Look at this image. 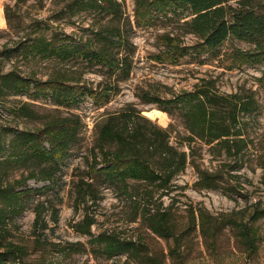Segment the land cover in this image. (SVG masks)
Here are the masks:
<instances>
[{
  "label": "trees",
  "instance_id": "1",
  "mask_svg": "<svg viewBox=\"0 0 264 264\" xmlns=\"http://www.w3.org/2000/svg\"><path fill=\"white\" fill-rule=\"evenodd\" d=\"M14 1L15 6L26 2ZM73 6L78 12H99L109 17L112 25L99 29L93 43L89 40L77 42L69 35L55 34L48 21H34L31 32L18 41L12 40L13 47L6 46L0 54L12 62L8 71H0L2 100L3 97L25 96L33 100H49L54 106L71 109L77 107L84 97L103 107L118 94V82L125 81L132 71L135 47L130 42V33L133 26L124 17L122 5L117 0H75ZM133 13L134 28L160 24L165 28L164 33L156 38L160 45L158 52L150 56L154 62L171 66H178L185 59L198 66L215 62L218 68L227 72L245 66H262L257 85L264 92V0H134ZM4 18L9 40L18 37L16 26H13L12 8L8 5L4 7ZM188 35L196 40L192 46L185 43ZM229 42L231 44L223 51L224 44ZM233 42L244 47H237ZM19 59L28 63H78L89 71L93 68L104 71L116 82L87 88L82 72L76 79L71 78L74 82L51 76L39 81L23 74L17 63ZM138 98L144 104L156 105L170 118H178L182 131L173 138V124L167 128L159 127L132 105L107 114L87 157L88 170L94 177L78 182L77 202H82L86 209L97 205L100 198L95 178H102L126 194L131 192L128 181H134L143 187L148 199H153V190H168L173 179L187 167L194 170L198 189H216L217 172L205 168L200 162L203 154L213 155L216 151L225 156L226 165H232L234 172L260 170L263 173L258 187L260 195L250 206L248 216L246 209L212 214L204 207L190 206L186 210L189 223L199 230L211 249L216 247L218 236L231 227L237 231L244 247L253 253L257 230L248 221L264 217V131L258 140L259 150L251 131L258 117L263 116L262 102L244 86L230 94L221 92L213 77L200 78L191 91L173 94L167 100L148 92H142ZM81 129L79 116L70 114L53 119L38 131L23 132L13 140L11 159L31 162L33 167L20 180L2 182L0 179V264H5L7 257L1 244L6 227L9 221L25 211L23 197L31 192L19 189L26 188L28 180L53 184L61 163L73 152ZM227 177L234 178L230 174ZM245 202L249 199L245 198ZM40 207L43 209V204ZM34 215V225L45 226L42 210H36ZM136 221L134 218L131 222ZM177 221L173 207L162 208L160 204L158 209L142 214L141 226L159 238L172 239L174 249L180 251L182 236L177 234ZM95 223V218L86 213L78 232L92 237L91 228ZM94 241L104 245L103 250L109 257L126 254L129 258L139 251V243L133 238L121 240L103 234Z\"/></svg>",
  "mask_w": 264,
  "mask_h": 264
},
{
  "label": "rangeland",
  "instance_id": "2",
  "mask_svg": "<svg viewBox=\"0 0 264 264\" xmlns=\"http://www.w3.org/2000/svg\"><path fill=\"white\" fill-rule=\"evenodd\" d=\"M122 5L124 17L129 20L133 30L130 33V42L135 47L132 55V71L130 76L118 82L119 92L111 97L109 102L99 107L88 97L71 109L54 106L49 100H33L25 96L0 98V179L2 182L20 180L26 177L32 169L31 162L21 163L11 159L13 140L23 132H35L53 119L74 114L82 122L78 141L70 156L61 163L53 184L28 180L26 188L31 190L25 193L23 204L25 211L13 221H9L6 233L2 239L3 251L6 254L5 264H264V217L258 221H248L257 230L255 251H248L237 231L231 227L217 238L216 247L211 249L205 243L198 229L189 223L186 214L188 207H204L212 214L230 213L246 209L247 216L251 212L250 206L255 204L259 197L258 187L261 184L263 173L257 170L254 173L246 169L234 172L232 165H226V158L216 151L213 155L203 154V166L217 172V186L213 190H200L196 187L198 178L194 170L187 167L177 175L168 190H153V199H148L143 187L129 180L131 192L126 194L115 185L97 180V205H90L88 209L77 202V184L82 179L94 177L89 172L87 157L93 149L98 131L107 114L115 113L127 105H132L141 115L159 127L167 128L173 124V138L181 132L178 118H170L167 114L164 123L146 116L149 111H159L156 105L144 104L138 96L148 92L154 97L167 100L182 91H191L200 78L213 77L218 89L230 94L241 87L251 89L255 98L264 105V92L258 88L257 79L260 77L262 66H245L232 72H227L215 62L209 65L198 66L189 63L187 59L178 66L156 63L150 59L152 54L159 50L156 38L163 34L165 28L155 25L148 28L135 27L134 0H117ZM75 0H26L22 5L15 6L14 0H0V12L4 24L0 25V54L7 46L13 47V41L31 32L34 21H48L50 29L55 34L69 35L75 41L89 40L96 42L95 35L103 26H111L110 18L99 12H78L73 6ZM12 8L13 26L18 37L9 40L6 32L8 26L4 18V7ZM12 31V32H15ZM196 40L192 36L185 37V43L194 45ZM231 42L224 44L223 51ZM237 47L243 44L233 42ZM23 74H29L36 80L45 81L49 76L60 78L67 82H74L81 72L85 85L98 87L110 82H116L104 71L78 63L67 64L45 61L36 62L18 60ZM12 62L0 56V71H8ZM264 131L263 116H259L253 124L251 136L254 137L256 149L260 134ZM229 166V167H228ZM234 176L233 179L226 176ZM22 177V178H23ZM250 182V183H248ZM150 190V189H149ZM166 194V196H163ZM245 198L249 202H245ZM264 204V202H262ZM43 204V209H40ZM173 207L177 217L181 234L180 251L174 249L172 239L159 238L145 226H141L142 214L149 210ZM36 210H42L45 226L34 225ZM54 212L57 221L54 222ZM86 213L93 216L96 223L91 228L92 237L82 236L78 232ZM137 218L136 223L131 222ZM108 235L117 239H132L139 243V251L132 257L126 254L109 257L100 243L94 241L101 235Z\"/></svg>",
  "mask_w": 264,
  "mask_h": 264
},
{
  "label": "bare ground",
  "instance_id": "3",
  "mask_svg": "<svg viewBox=\"0 0 264 264\" xmlns=\"http://www.w3.org/2000/svg\"><path fill=\"white\" fill-rule=\"evenodd\" d=\"M3 24H4V19L2 18L1 12H0V25H3ZM144 114H146V116L150 119L158 120L160 123L165 122L166 115L160 111L153 110V111H149Z\"/></svg>",
  "mask_w": 264,
  "mask_h": 264
}]
</instances>
